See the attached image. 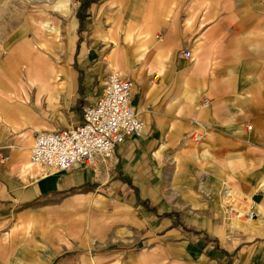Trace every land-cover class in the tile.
I'll use <instances>...</instances> for the list:
<instances>
[{
	"label": "crops",
	"instance_id": "1",
	"mask_svg": "<svg viewBox=\"0 0 264 264\" xmlns=\"http://www.w3.org/2000/svg\"><path fill=\"white\" fill-rule=\"evenodd\" d=\"M81 1L84 29L76 33L72 67L58 60L68 59L80 25L74 17L71 31L64 26L67 45L58 38L63 44L55 50L57 43L45 40L51 48L44 47L48 58L42 61L55 69L20 72L12 65L18 58L0 60V152L7 156L0 162V194L11 198L0 203V211L67 193L70 200L50 207L61 211L88 200L102 210H120L115 219L127 224L111 235L124 239L105 264H264V231L252 241L225 238L227 225L252 234L264 228V194L256 210L248 208L254 222L242 227L235 223V209L225 207L236 204L230 175L244 185L257 179L254 192L264 189V0ZM184 8L183 27L194 32L188 42L178 35ZM196 11L203 18L194 24ZM185 49L194 57L186 58ZM230 60L237 61L235 69ZM116 66L136 83L132 105L145 120L144 131L127 137L113 158L69 172H46L27 162L32 128L81 122V110L100 97ZM22 92H32L33 103ZM61 99L74 107V117L58 126L53 113L62 116ZM45 102L52 112H42ZM230 115L237 117L232 121ZM246 115L253 117L251 130L245 128ZM216 156L227 166H243L228 170ZM21 164L30 170L27 179L14 173ZM28 212V230L42 226L44 208ZM42 263L40 258L34 264Z\"/></svg>",
	"mask_w": 264,
	"mask_h": 264
},
{
	"label": "rangeland",
	"instance_id": "2",
	"mask_svg": "<svg viewBox=\"0 0 264 264\" xmlns=\"http://www.w3.org/2000/svg\"><path fill=\"white\" fill-rule=\"evenodd\" d=\"M101 1L102 0H96L95 5H99ZM44 2L45 1L43 0H0V60H4L7 57L10 59L18 58L19 60H12V65L19 69L20 72L32 69V67H30L32 62L38 64L43 59L48 58L46 50L41 46H47L45 40H54L58 45H56L55 50L59 48V45L63 44L58 38L67 45L69 38L64 26L67 21L71 22V19L74 17L80 20V25L79 28L75 26L74 42L68 51H65L68 54V59L58 60V63L64 65L67 69L72 67L73 45L75 43L76 33L78 32L81 36V32L84 29L81 12L83 9V2L81 0H76L74 5L69 1L68 12L62 13V15L61 13L54 14L57 16V21L61 22L51 23L49 25H54L56 27L60 25V27H58L60 28L59 32L45 29L46 26L44 24L50 19L48 18V13L53 15V11L51 8L52 4ZM110 9H114V7ZM101 14L106 15L104 12ZM187 15L188 8H184L183 11L180 12L182 27ZM200 15L201 13L199 11L194 13V24L199 19L202 20L203 17L201 18ZM159 34L160 36L165 35V29L160 30ZM178 35L185 38L186 42H188L190 37H194V32L190 35L189 30L183 27ZM17 47L19 48L18 50ZM48 47L50 46L48 45ZM24 49H27L26 52ZM59 54L62 55V52ZM236 63L237 61H228V64L232 65L233 69H235L234 66H236ZM63 80L62 77L60 81L63 82ZM64 91H66V88H64L63 92ZM3 94H0V96L4 97ZM19 96L24 97V99L30 103H33L35 99L32 92H29L26 95L22 92L19 93ZM39 106L41 107L42 112L46 114L52 112L51 109L47 108L46 102ZM58 109L62 113V116L59 117L53 113L54 123L58 126L70 124L72 117H74V107H68L67 101L61 99ZM81 111L83 112V109ZM236 117L237 115H230L229 120L233 121ZM73 119L75 121V118ZM243 121L246 129L249 124H254L251 115L244 116ZM33 129L34 128H32V130ZM35 129H42V127L35 126ZM203 134L204 133L200 131L192 134L191 137L193 138V141H195L198 135L202 136ZM32 139L33 146L35 141L33 136ZM30 155L31 150L26 160L27 162H31ZM216 158V160H219V165L223 168H228V170L239 169L243 166L240 162H235L231 165L232 167H230L224 162L222 163L220 157L216 156ZM197 159L198 158L196 157H191V160L200 164ZM22 166L23 164L19 167H15L14 173L20 175L22 179H27L30 175V170H23ZM34 168L40 167L34 166ZM44 170L47 172L46 169ZM227 182L229 188L233 191V193L231 192V197L235 199L236 204L235 206H231L226 202L225 207L226 209H235V212H233L235 214L234 216L237 217L236 219L244 220L242 212L247 208L252 211L257 209L256 201L263 196L264 189L254 192L253 186L256 184L257 179L244 185L245 181L244 184L240 183L230 175ZM3 194H0V203H5L11 200V198L6 195V192ZM67 195L69 194H61V196H57L54 199L42 197L15 207L11 206L6 213L0 211L2 212V214H0V264H34L35 261L40 258L43 260L42 264H91L90 260L92 257L95 259L99 258L98 264L110 262L111 255L120 248L121 244L119 241L124 239V236L121 238L112 236L111 230L115 229L116 226L118 227L122 224H127L126 221H117V219H115L116 216L120 214V210H115L114 212H109L106 209L102 210L103 208L95 206L88 200H84L82 203L76 205L71 203L69 208L61 211L54 207H50L54 206L57 202L70 200L71 198ZM2 205L5 204H0V206ZM40 207L44 208L45 211L44 221L41 223L42 226L39 228H33L30 231L27 228L28 219L25 218V216L30 214L28 212L29 210ZM124 215L128 214L124 213ZM9 220L10 222L8 224ZM12 222H14V224ZM223 222L225 221L217 220L218 224ZM243 224L244 222H241L240 226H238L242 227ZM10 225H14V227H11ZM225 228L228 230V237L225 238L231 240L234 238V235H238L237 237L239 241H252L257 235H262L264 231L263 228L261 234H252L249 231L234 228L229 225ZM112 258L114 259L115 257L113 256Z\"/></svg>",
	"mask_w": 264,
	"mask_h": 264
},
{
	"label": "built area",
	"instance_id": "3",
	"mask_svg": "<svg viewBox=\"0 0 264 264\" xmlns=\"http://www.w3.org/2000/svg\"><path fill=\"white\" fill-rule=\"evenodd\" d=\"M183 54L192 57L190 49ZM135 87L131 78L113 70L100 97L84 107L81 122L53 130H33L31 163L47 172H69L78 164L93 165L99 159L113 158L127 137L141 134L146 126L132 105ZM252 127L248 125L249 130ZM6 159L0 152V162Z\"/></svg>",
	"mask_w": 264,
	"mask_h": 264
},
{
	"label": "bare ground",
	"instance_id": "4",
	"mask_svg": "<svg viewBox=\"0 0 264 264\" xmlns=\"http://www.w3.org/2000/svg\"><path fill=\"white\" fill-rule=\"evenodd\" d=\"M43 1H45V2H47V4H52V6H51V8H52V11H53V15L52 14H50V13H48V18H50L49 20H48V22H43V23H45L44 25L46 26L45 27V29H48V30H50V31H54V32H59V29L60 28H58V27H60V23L58 24L59 26L58 27H56V26H54V25H49V24H51V23H57V22H61V21H57L58 19H57V16L56 15H54V14H56V13H61V15H62V13H66V12H68L69 11V1L70 2H72L73 4L75 3V0H43ZM44 2V3H45ZM46 10V9H45ZM48 10V9H47ZM42 16V15H41ZM45 16V15H44ZM66 26H67V28H68V30L69 31H71V28H72V25L69 23V21H67V23H66ZM43 48L44 47H47L46 45H41ZM42 48V49H43ZM47 49L48 50H50V47H47ZM26 50L27 49H24V51L26 52ZM56 57V56H55ZM39 62V61H38ZM33 63V62H32ZM41 64V65H40ZM35 66H36V68H45V67H47V68H52V69H55V66L52 64V65H47L46 64V62H44V61H41L40 63H38L37 65H35V64H33V65H31L30 67H32V68H35ZM119 68H118V66H116V70H118ZM30 71V70H29ZM33 81H34V79H33ZM200 136L198 135L197 137H196V139L197 138H199ZM40 168H42V167H40ZM45 169V168H44ZM231 196H232V194H231ZM230 196V197H231ZM241 210V209H240ZM249 213V214H248ZM242 215L244 216V220L243 219H236V221H235V223L237 222V223H240L241 224V222H254V220H253V218H252V216L250 215V212H249V209L247 208L246 210H244L243 212H242Z\"/></svg>",
	"mask_w": 264,
	"mask_h": 264
}]
</instances>
